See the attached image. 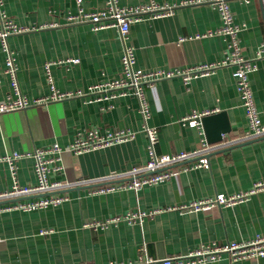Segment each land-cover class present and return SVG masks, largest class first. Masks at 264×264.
I'll return each instance as SVG.
<instances>
[{"label": "crops", "instance_id": "0c3cea01", "mask_svg": "<svg viewBox=\"0 0 264 264\" xmlns=\"http://www.w3.org/2000/svg\"><path fill=\"white\" fill-rule=\"evenodd\" d=\"M189 0H155L174 6L173 13L152 18L146 15L130 24L128 44L135 56V69L171 71L222 62L230 39L220 34L218 11L208 3L185 5ZM136 7L149 0H118ZM105 0H81L84 11H97ZM233 23L238 27L241 55L254 63L248 76L256 108L264 123V3L261 0L229 1ZM7 18L27 32L9 36L8 46L17 65L20 92L29 100L59 92L84 96L31 105L0 115V190L13 185L37 183L35 149L58 144L65 148L89 131L135 132L132 140L106 148L61 154L60 173L51 181L74 183L121 173L148 161L147 139L133 95L96 101L88 88L121 74L123 42L116 28L93 31L87 23L69 24L65 18L78 10L76 0H3ZM211 36L199 37L207 32ZM217 32V33H216ZM182 39V40H181ZM5 54L0 44V103L11 91L3 73ZM233 66H221L207 76L185 84L181 77L162 79L145 86L150 110L148 126L157 131V155L191 151L206 140L199 127L183 125L181 118L192 111L223 112L230 131L237 137L246 131V118L232 76ZM208 143V142H207ZM29 154L14 160L15 176L3 160L13 154ZM208 169L181 170L169 180L140 190L107 185L123 181L76 186L62 191L67 201L34 211H0V264H141V257L163 259L183 256L207 244L246 241L264 235V192L233 207L182 213L167 210L194 200L248 190L264 179V137L212 152ZM26 198L24 200H31ZM163 209L141 223L123 219L127 213ZM200 264H264L256 260L218 261Z\"/></svg>", "mask_w": 264, "mask_h": 264}, {"label": "built area", "instance_id": "2783aa9c", "mask_svg": "<svg viewBox=\"0 0 264 264\" xmlns=\"http://www.w3.org/2000/svg\"><path fill=\"white\" fill-rule=\"evenodd\" d=\"M78 10L74 14L66 16L65 21L69 24L87 23L93 31L106 28H116L123 42V53L121 56V74L119 77L104 81L100 84L90 86L89 94H96V101L110 100L117 96L133 95L137 100L138 113L142 119L141 131L144 132L147 139L148 161L144 165L133 167L121 173L109 174L107 176L95 179H85L74 183L51 181L50 175L60 173L62 170L61 154L69 151L73 154L86 153L91 150L106 148L115 144H120L134 139L135 132L131 130H115L100 134L96 131H89L79 135L74 142L60 147L58 144H52L45 148L35 149L31 157L34 160V171L37 183L33 186H21L13 179V185L5 190H0V211L21 210L34 211L37 209L56 206L65 201L67 197L62 191L76 187L89 186L98 183H108L113 181H123L121 185H107L106 188H100L99 192L112 191L114 188L140 190L144 186H152L169 180L178 171L173 169L178 165H184L183 171L194 168L208 169V155L212 152L225 149L243 142L256 138L264 137V123L261 120V113L255 106L252 90L249 86L248 76L255 70L252 61L245 59L240 52L238 45V27L233 23V15L229 8L231 0H189L181 4L195 5L208 3L211 4L219 13L222 26L218 31L230 39L229 50L222 62L217 64H202L193 67L182 68L171 71H142L135 69V56L131 45L128 44V33L130 24L142 20L146 15L152 18L163 17L173 13L174 6L158 5L155 0H149L148 4L136 7L121 6L118 0H105V5L97 11H84L80 7L81 0H76ZM248 2V0H241ZM264 3V0H261ZM3 0H0V44L5 54L3 73L9 80L11 91L5 100L0 103V115L15 110H23L31 105H42L52 101H59L67 98L84 96L85 93L77 92H59L52 89L51 93L42 98L29 100L23 96L19 89L17 79V65L13 51L8 46V37L27 32L29 29L17 26L2 9ZM215 32H207L199 37L211 36ZM217 33V32H216ZM182 40V39H181ZM221 66H233L232 76L235 81V88L241 105L244 110L247 129L237 137L230 138L221 135V140L216 143H207L201 140L200 146L191 151H181L178 153L157 155L154 146L157 141V131L154 127L147 124L150 118V110L146 99L145 86H153L156 82L175 76L182 78L185 84L192 79L211 74L216 68ZM216 113L213 110L192 111L187 116L181 118L183 125L199 127L202 117ZM29 154H13L6 157L9 163L11 176H15L14 160L20 157H26ZM264 192V179L255 181L248 190L238 191L232 194H217L213 198H203L194 200L181 206H170L167 210L182 213L199 212L211 207L227 208L243 203L256 193ZM32 198L31 200H24ZM163 209H157L151 212H133L120 217H114L108 222L123 219L128 223H141L144 218L151 217ZM227 256L231 261L256 260L264 257V235H257L246 241H227L222 244L201 245L198 248L188 252L183 256H172L163 259H148L141 257V264H200L205 262L218 261L222 256Z\"/></svg>", "mask_w": 264, "mask_h": 264}, {"label": "water", "instance_id": "95a60500", "mask_svg": "<svg viewBox=\"0 0 264 264\" xmlns=\"http://www.w3.org/2000/svg\"><path fill=\"white\" fill-rule=\"evenodd\" d=\"M200 121L209 144L219 142L221 135L230 131L229 123L223 112L202 117Z\"/></svg>", "mask_w": 264, "mask_h": 264}]
</instances>
